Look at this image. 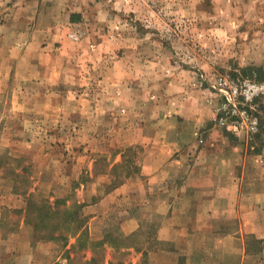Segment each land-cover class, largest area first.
<instances>
[{
  "label": "rangeland",
  "instance_id": "obj_1",
  "mask_svg": "<svg viewBox=\"0 0 264 264\" xmlns=\"http://www.w3.org/2000/svg\"><path fill=\"white\" fill-rule=\"evenodd\" d=\"M16 1L0 0V27L22 30L14 19L20 15ZM48 2L40 8L27 4L30 12L39 9V19L28 22V28L40 30L37 36L21 37V31L16 36L9 31L3 39L0 35V187L24 194L27 201L25 213H7L9 227L0 228V233H9L11 224H19L25 215L27 232L36 242L47 232L44 223H57L60 227L54 234H65L69 243L56 240L42 250L52 253V264H85L89 244L82 249L70 246L72 232L64 229L67 212H83L87 225L97 213L93 205L98 198L92 190L98 181L89 171L74 176L85 143L109 142L127 122L145 128L146 120L155 118L145 112H190L196 115L190 120L196 131L195 150L210 147L213 159L229 158L222 167L241 177L245 192H255V209L249 195L244 198L248 206L241 211L245 219L259 223L249 249L264 264V0ZM55 59L65 85L53 90L57 94L53 109L63 107L59 93L70 89L73 99L68 102L67 120L59 111L45 110L51 101L44 85H36L32 94L33 86L22 80L25 70L13 68ZM78 90L92 101L84 104V112H76ZM113 112L121 113L108 128ZM93 121L99 127L88 131L87 124ZM142 151L140 145L128 147L124 163L114 170L109 168L113 150L96 152L95 175H116L100 191L122 181L124 174L135 177ZM78 189L85 196L81 208ZM53 210L58 213L48 218ZM91 230L89 236L95 239L106 232L94 225ZM101 248L96 253L101 262L112 255L115 261L150 264L139 263L131 251Z\"/></svg>",
  "mask_w": 264,
  "mask_h": 264
},
{
  "label": "crops",
  "instance_id": "obj_2",
  "mask_svg": "<svg viewBox=\"0 0 264 264\" xmlns=\"http://www.w3.org/2000/svg\"><path fill=\"white\" fill-rule=\"evenodd\" d=\"M30 3H35L37 8L49 4L48 0L14 2V5H20V15L14 19L21 22L19 25L22 30H10L5 27L8 25L2 26V39L6 38L9 31L13 33L12 36L19 35L20 31L21 37H29L31 33L32 36L38 35V28H28V22L39 19V9L36 12L28 11L27 4ZM39 16L41 18V13ZM23 45L22 49L25 47ZM13 68L25 70L22 80L27 81L28 86H33L32 94L36 85H44L48 89L45 95L51 103L45 105V110L59 111L61 118L68 119V102L73 99L70 89H67V93H59L63 107L53 109V100H56L57 95L53 90L56 85L63 86L65 82L58 60L50 63L31 61L24 65L15 64ZM75 92L76 112H84V104H90L91 98L79 90ZM116 113L121 112H113L114 116L108 119V128L115 125ZM145 113L155 116L146 120L145 128L142 123L127 122L124 127H118L119 136L109 142L85 143L83 151L78 154L74 176L89 171V176L98 181L92 190L93 197L98 198L93 205L97 213L92 217L94 222H89L87 228L92 231L94 225L97 229L118 230L123 235L122 243L127 244L121 250L137 254L139 263L147 260L150 264H260L255 250L249 249V239H255L254 233L259 223L255 222V218L245 219L241 211L248 206L244 198L249 195L253 198L255 209V192H245L241 177L232 172L233 169L222 167L227 165L229 158L213 159L210 147L195 150L192 135L196 131L190 120L196 115L191 116L190 112ZM136 126L141 128L138 130ZM87 127L88 131H96L99 124L93 121ZM136 145H140L143 150L138 174L135 177L124 174L122 181L106 191H100L116 175H111V172L95 175L93 155L98 151L110 153L113 150L109 168L114 170L124 163L125 150ZM81 185L84 187L85 184ZM83 191L77 190L78 203L81 205L85 202ZM23 195L0 187V228L5 225L9 227V221L5 220L8 212L25 213L27 201ZM114 221L115 225L111 226ZM18 223L11 224L9 233H0V264H52L49 260L52 253L42 249L50 248L56 240L35 242L27 232L29 224L26 223L25 215ZM24 232L26 234L20 238ZM133 234L134 240L127 241L126 237ZM91 238L96 240L95 237ZM72 240L75 242V238ZM107 248L115 249L112 246ZM87 252L85 264H93L91 260L95 253L88 248ZM111 260H114L112 255L105 260V264Z\"/></svg>",
  "mask_w": 264,
  "mask_h": 264
},
{
  "label": "trees",
  "instance_id": "obj_3",
  "mask_svg": "<svg viewBox=\"0 0 264 264\" xmlns=\"http://www.w3.org/2000/svg\"><path fill=\"white\" fill-rule=\"evenodd\" d=\"M83 205V204H82ZM81 204H78V207L81 208L82 206ZM56 207H54L53 209H55ZM55 212H50L47 214L48 218L54 217V214H57L58 211L57 210H53ZM67 211V210H66ZM87 218L88 216L85 215L83 212L80 213L78 210L75 211H70L65 213V221H66V225L64 227V229H66L67 231H71L72 232V237L75 238V242L73 244H71L72 246H79L81 249L82 248H87L88 244L91 248V250L95 253V256H93L92 258V263L93 264H105V262H101L97 256L96 253H100V249H104L101 247L104 246H112L114 247L116 250H121L123 247H125L127 244L122 243L123 240V235L117 233H115V229L113 228H109L106 230L103 238L100 239H96V240H92V238H90L89 233H88V228H87ZM74 221H76V225L75 226H71L70 223H74ZM45 226L44 228L47 229L46 234H44L43 236H39L38 238L41 240H62L63 244L65 246H67V244L69 243L68 238L65 236V234L59 232L60 234L55 235L54 232L60 227L59 224H51L50 222L44 223ZM114 230V231H113ZM130 235L129 237H126V240H134V236ZM254 237V236H253ZM138 250L140 249L139 247L137 248ZM109 264H131L129 263H125L122 260H118V261H109ZM181 264H185L184 262Z\"/></svg>",
  "mask_w": 264,
  "mask_h": 264
}]
</instances>
